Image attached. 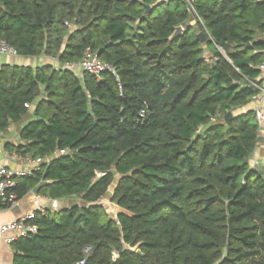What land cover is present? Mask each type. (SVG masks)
<instances>
[{
	"label": "trees",
	"instance_id": "obj_1",
	"mask_svg": "<svg viewBox=\"0 0 264 264\" xmlns=\"http://www.w3.org/2000/svg\"><path fill=\"white\" fill-rule=\"evenodd\" d=\"M193 3L0 0V42L57 62L0 67L6 149L42 160L8 192L73 200L37 214L12 264H264V0ZM88 50L114 73L66 67Z\"/></svg>",
	"mask_w": 264,
	"mask_h": 264
},
{
	"label": "built area",
	"instance_id": "obj_2",
	"mask_svg": "<svg viewBox=\"0 0 264 264\" xmlns=\"http://www.w3.org/2000/svg\"><path fill=\"white\" fill-rule=\"evenodd\" d=\"M188 11L191 15L197 16L196 9L194 7L193 0H186ZM0 55H13L16 56V51L8 46L5 42H0ZM77 66H79L82 73H90L96 76H99L105 72H113V68L100 60L99 57L88 50L85 53L83 60L77 64H67V68L71 70L78 71ZM262 73H264V64L260 67ZM259 88V87H258ZM255 102V113L256 120L260 126L264 125V87L260 88L259 94L254 97ZM26 107H28L26 105ZM146 118V111L142 110L139 113L138 120H144ZM62 154L65 151L61 152ZM15 159L23 157L15 154ZM32 160V159H31ZM36 167L42 162L41 159L32 160ZM35 167V168H36ZM34 168V169H35ZM34 169L27 170H10L4 165H0V204L7 206L6 208H11L18 203L19 199L16 194L8 192L10 189H13L17 185V179L24 177H29L32 175ZM5 208V207H4ZM43 207L38 208L35 211H31L17 220L0 224V237H2L6 243L13 244L15 241L27 236L30 233L37 231V226L33 223L36 219L38 213H45Z\"/></svg>",
	"mask_w": 264,
	"mask_h": 264
},
{
	"label": "crops",
	"instance_id": "obj_3",
	"mask_svg": "<svg viewBox=\"0 0 264 264\" xmlns=\"http://www.w3.org/2000/svg\"><path fill=\"white\" fill-rule=\"evenodd\" d=\"M48 57L41 58H25L13 55H0V67L2 65H16V66H31L37 67L40 65H55V59L50 62ZM78 73H82L81 70ZM264 87V73L261 76ZM18 126L13 125L7 132H0V165H4L10 170H27L34 169L36 165L29 157L15 159L16 153L9 152L6 147L8 144L18 145L21 140L18 132ZM261 152L256 156L260 159ZM71 200L54 201L36 194L35 192L28 193L23 199H20L15 206L11 208L0 207V224L8 223L17 220L21 216L35 211L43 207L45 211H57L64 207L70 206ZM14 249L12 244H8L0 237V264H12L14 258Z\"/></svg>",
	"mask_w": 264,
	"mask_h": 264
},
{
	"label": "water",
	"instance_id": "obj_4",
	"mask_svg": "<svg viewBox=\"0 0 264 264\" xmlns=\"http://www.w3.org/2000/svg\"><path fill=\"white\" fill-rule=\"evenodd\" d=\"M150 11V7H147V10H146V13L145 15ZM185 32V29L183 26H179L176 28L174 34L171 36V40H174V39H177L179 38L180 36L183 35V33ZM198 37L199 39H201L202 42H205L206 40V36L203 32H200L198 34ZM232 118V114L231 113H228L227 116L225 117L226 121H229L230 119ZM259 145H263L264 144V136H260L259 137V142H258ZM140 253V251H139Z\"/></svg>",
	"mask_w": 264,
	"mask_h": 264
},
{
	"label": "rangeland",
	"instance_id": "obj_5",
	"mask_svg": "<svg viewBox=\"0 0 264 264\" xmlns=\"http://www.w3.org/2000/svg\"><path fill=\"white\" fill-rule=\"evenodd\" d=\"M193 16V15H192ZM48 61L52 62L53 60L51 58L47 59ZM54 62V61H53ZM56 62V61H55ZM78 65V64H77ZM78 71H80L79 66H77ZM260 152H258L259 154ZM113 193V188L110 189L108 195L103 199L102 203L105 205L107 212L113 216L116 217V214L120 211V209L117 207L115 203L111 201V195ZM73 201V200H72ZM72 203V202H71Z\"/></svg>",
	"mask_w": 264,
	"mask_h": 264
}]
</instances>
